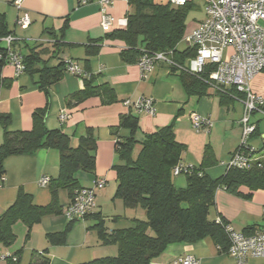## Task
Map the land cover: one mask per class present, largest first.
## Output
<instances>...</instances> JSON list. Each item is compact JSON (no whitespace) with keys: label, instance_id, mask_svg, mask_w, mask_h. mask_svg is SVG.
Instances as JSON below:
<instances>
[{"label":"crops","instance_id":"1","mask_svg":"<svg viewBox=\"0 0 264 264\" xmlns=\"http://www.w3.org/2000/svg\"><path fill=\"white\" fill-rule=\"evenodd\" d=\"M13 2L14 0H0V14L4 15L8 29L13 32V50L17 54H26L37 46L51 49L50 45L56 39L61 40L57 49L60 53L59 60L73 62L83 73L95 77L97 85L106 83L114 91L116 102L113 104L102 105L100 99L94 97L77 106L67 107V97L82 90L83 83L81 77L63 72L61 80L49 89L45 115L46 128L63 130L71 137L73 146L77 145L78 138L85 134L87 128L93 130L96 140L94 174L79 171L76 179L83 188H91L97 180L105 182L103 188L96 191L95 215L98 214L103 219L107 231L132 226L124 218L113 220V217L123 213L129 217L132 214L123 209L121 202L112 200L116 189L115 174L111 170L117 163L115 142L128 136L126 130H113L122 115L130 113L137 117L139 131L136 139L139 141L146 134L172 125L175 140L185 147L181 165L203 167L204 173L211 179L224 174L225 163L240 143V120L244 109L241 101L232 98L222 103L219 95L211 89L203 96L189 95L179 71L172 72L163 62L155 65L147 79H141L137 64H127L121 59L120 53L126 48L124 43L105 38L115 28L110 32L102 30L97 4L79 6L77 0H22L21 10L18 11ZM129 11L128 0H116L108 9V13L115 19L127 17ZM23 13L31 21L27 28L15 25V20ZM62 29L61 39L59 34ZM96 40L101 42L96 44ZM2 43L6 46L3 40ZM95 48H98L95 55L86 53L87 49L93 51ZM85 60L88 63L85 64ZM57 62V59H50L49 65ZM259 74L250 82L249 88L254 95L264 97V76ZM2 77L10 85L0 90V114L10 116L9 130L29 131L32 128L31 115L35 110L46 106V97L28 75L20 74L15 77L10 65L5 66ZM140 97L153 100V116L137 113L123 105L126 100L134 101ZM262 109L264 112V106ZM62 112L69 116L63 123L59 121ZM195 114L211 121L212 127L207 133L192 129L191 117ZM251 123L254 124L255 131L248 143L256 151L255 157L264 161V114L253 113ZM1 140L0 128V143ZM206 148L210 150V155L205 161ZM204 162L207 165H203ZM3 167L4 175L0 179V215L14 202L20 188L31 196L35 205L49 204L51 197L48 186L40 187L38 181L43 177L49 180L58 177L57 150H41L34 155L8 157ZM172 182L176 188H184L185 175L174 176ZM240 192L248 194L249 190L241 187ZM57 198L60 214L43 216L29 231L20 222L13 225L15 242L9 247L0 245V264H7L2 257L13 256L16 252H19L18 264H85L96 258L113 255L114 247L102 246L97 240V218L90 216L69 221L63 213L69 203L67 192L59 190ZM214 203L209 219H223L239 232L253 226L258 227V230L264 228V190L254 191L250 199H243L218 189ZM109 220L111 224L107 227L106 221ZM69 223L70 231L65 236L64 243H49L47 234L60 233ZM186 255L195 257L199 264H232L231 258L219 252L208 238L193 244L169 245L150 264H173ZM261 263L260 260L249 261V264Z\"/></svg>","mask_w":264,"mask_h":264},{"label":"trees","instance_id":"2","mask_svg":"<svg viewBox=\"0 0 264 264\" xmlns=\"http://www.w3.org/2000/svg\"><path fill=\"white\" fill-rule=\"evenodd\" d=\"M128 6L130 11L126 17V28L115 29L105 37L107 40L124 43L126 48L121 51L120 56L125 63L136 64L142 51L172 52L173 61L179 65H185L186 61L194 56V51L190 48H177L185 35L188 4L173 7L170 3L161 4L154 0H128ZM62 33L63 29L59 34L61 39ZM8 36H13V32L8 29L4 15L0 14V90L10 85L9 81L2 77L3 69L9 65L8 47L2 40ZM60 41L56 39L50 45L51 49L37 46L26 54H19L24 67L22 74L33 80L47 100L44 108L32 113V128L29 131H11L10 116L0 114V179L4 175L3 163L8 157L34 155L41 150L51 149L59 153L58 177L50 180L48 184L51 197L49 204L35 205L31 196L20 188L14 202L0 215V245L5 247L15 242L13 225L20 222L29 231L43 216L60 214L58 191L65 190L70 201L75 191L83 188L77 181L76 174L80 171L93 175L95 171L96 140L92 129L87 128L85 134L78 138L77 145L73 146L71 137L63 130H48L45 126L49 89L61 80L65 70V61L59 60L58 57ZM100 42L101 40L95 41L96 44ZM10 48L14 51V42L10 44ZM97 52L98 48L93 51L86 50L88 55H95ZM50 59H57L58 62L49 65ZM170 69L172 72L178 71ZM179 76L189 95L203 96L207 93L209 86L206 75L197 78L179 71ZM79 77L82 79L83 88L67 97V107L77 106L94 97L99 98L102 105L116 102L114 91L108 84L97 85L95 77L86 73ZM215 93L219 95L222 103L232 98H243V95L233 89ZM119 129L126 130L128 136L115 142L117 163L111 170L115 174L116 189L112 200L121 202L123 209L132 214L129 217L123 213L113 217V220L124 218L129 220L132 226L107 231L103 219L98 214L86 216L84 219L90 216L97 218V240L102 246H115L116 255L96 258L85 264H150L169 245L193 244L207 238L219 252L225 254L228 239L223 226L228 223L223 219L220 223L209 219L210 210L215 204V193L222 189L231 195L250 199L252 192L264 190V161H259L260 168H228L216 179L209 178L203 167H192L185 174L186 186L176 188L172 182L173 169L181 165L185 147L175 140L173 126L169 125L146 134L139 141L136 139L139 131L138 119L128 113L120 116L119 123L113 130L116 132ZM136 146L138 152L133 157ZM209 155L210 150L206 148L205 161ZM204 164L207 165L205 162ZM241 187H246L249 193H241ZM257 230L258 227L253 226L243 232L251 234ZM69 231L70 223L62 232L47 234L46 238L51 244H62ZM18 255L19 252H16L6 258V263L18 264Z\"/></svg>","mask_w":264,"mask_h":264},{"label":"built area","instance_id":"3","mask_svg":"<svg viewBox=\"0 0 264 264\" xmlns=\"http://www.w3.org/2000/svg\"><path fill=\"white\" fill-rule=\"evenodd\" d=\"M116 0H77L79 6L97 4L101 14V28L104 32L111 29L123 30L127 26V18H113L108 9ZM204 18L187 34L182 41L187 48L194 51V56L185 65H179L172 59V52L148 53L142 51L136 62L140 69L141 79H147L154 71L155 65L163 62L169 68L200 78L207 76L209 89L226 91L233 89L243 95L239 99L243 103V116L240 120L241 136L238 148L233 151L225 163V169H250L261 167L256 151L248 141L255 131L251 123L253 113L263 112L264 97L251 93L250 82L264 71V0H204ZM22 0H15L13 5L21 10ZM173 7H183L189 0H169ZM31 21L27 14L17 17L15 25L27 28ZM8 47V63L14 70V76L22 74L24 69L20 55L12 51L10 44L13 37L3 39ZM64 72L74 76H82L81 69L71 61H65ZM125 107L150 116L155 114L153 100L140 97L134 101L123 102ZM66 112L59 115L61 123L68 119ZM191 127L196 132L207 133L212 127L209 119L199 115L191 117ZM191 166L179 165L173 169V176L185 175ZM49 178L38 181L40 187H47ZM105 182L97 180L91 188L75 191L63 213L69 221L84 219L97 211L96 191L103 188ZM1 187V180H0ZM264 215V209H263ZM220 223V220H217ZM224 232L228 239L225 252L232 264H249L250 260H260L264 264V228L251 234L235 231L230 225H225ZM11 256H4L6 259ZM15 260V258H13ZM173 264H199V261L186 255L178 258Z\"/></svg>","mask_w":264,"mask_h":264},{"label":"rangeland","instance_id":"4","mask_svg":"<svg viewBox=\"0 0 264 264\" xmlns=\"http://www.w3.org/2000/svg\"><path fill=\"white\" fill-rule=\"evenodd\" d=\"M155 2L157 3H161V4H167L169 3V0H154ZM204 0H189V9L187 10V13H186V18H185V35L184 37L188 34V32H190V30L196 25L198 24L200 21L203 20L204 18ZM11 25V29H12V24L10 23ZM187 46L186 44L184 43V41H181L177 48L178 50H183L185 49ZM259 75L261 76H264V71H262ZM137 152H138V146L135 147L134 151H133V157H135L137 155ZM117 203H120L119 201H117ZM111 209H112V206H111ZM139 216H141L139 214ZM109 224H111V221H106V226L109 227ZM114 247L113 249V255L112 256H115L116 255V247L115 246H112ZM110 255V254H109Z\"/></svg>","mask_w":264,"mask_h":264}]
</instances>
